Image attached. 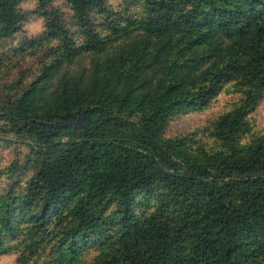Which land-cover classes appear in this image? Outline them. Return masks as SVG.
<instances>
[{"label": "trees", "instance_id": "obj_1", "mask_svg": "<svg viewBox=\"0 0 264 264\" xmlns=\"http://www.w3.org/2000/svg\"><path fill=\"white\" fill-rule=\"evenodd\" d=\"M24 1L0 0V257L264 264V0Z\"/></svg>", "mask_w": 264, "mask_h": 264}, {"label": "rangeland", "instance_id": "obj_2", "mask_svg": "<svg viewBox=\"0 0 264 264\" xmlns=\"http://www.w3.org/2000/svg\"><path fill=\"white\" fill-rule=\"evenodd\" d=\"M25 6H34L30 0L24 1ZM40 21H33L27 24L26 31L30 35L38 33L41 30ZM89 67V58L87 56L77 59L73 64L68 67V71L71 74L84 71ZM231 99L230 96H221L218 103L213 107L205 108L201 111L192 112L175 119L169 126L168 130L171 134H179L186 132L199 125H203L208 119L217 116L226 107L225 104ZM254 121L256 126L260 129H264V99L258 108L253 112ZM23 152L25 150L23 149ZM16 155L15 151L0 145V168L5 167ZM19 155H17L18 157ZM14 261V255H4L0 257V264H12Z\"/></svg>", "mask_w": 264, "mask_h": 264}]
</instances>
